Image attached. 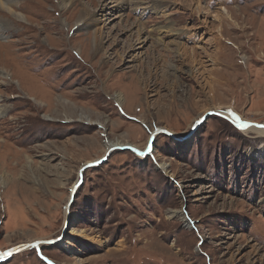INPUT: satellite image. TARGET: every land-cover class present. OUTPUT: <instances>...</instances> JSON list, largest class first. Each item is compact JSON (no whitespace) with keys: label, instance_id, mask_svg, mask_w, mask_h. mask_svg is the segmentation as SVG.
<instances>
[{"label":"rangeland","instance_id":"1","mask_svg":"<svg viewBox=\"0 0 264 264\" xmlns=\"http://www.w3.org/2000/svg\"><path fill=\"white\" fill-rule=\"evenodd\" d=\"M73 3L0 11V264H264V0Z\"/></svg>","mask_w":264,"mask_h":264},{"label":"bare ground","instance_id":"2","mask_svg":"<svg viewBox=\"0 0 264 264\" xmlns=\"http://www.w3.org/2000/svg\"><path fill=\"white\" fill-rule=\"evenodd\" d=\"M23 1H25V0H23ZM59 1V4L63 7V8H65L66 9V7L67 6H69V5H71V4H74L73 2H74V0H58ZM154 1V0H153ZM137 3L138 2V5L139 4H143V2H144V0H133V3ZM155 2H156V0H155ZM21 4L22 3V0H0V11L1 12H3L5 15L7 14V16H13V17H15V19H17V20H22L23 18H25L24 17V15H22L20 12H18L14 7L16 6V5H18V4ZM130 3V2H129ZM153 5H157V4H155V3H153ZM120 9V8H119ZM112 13V12H111ZM115 13V12H114ZM80 26H82V25H88L89 23L85 20H83V21H81V23H78ZM7 23H6V21H4V20H2V19H0V30H3V29H6V30H8V29H10V27L8 26L7 27ZM7 27V28H6ZM156 30L157 31H159L160 33L161 32H163L164 31V28H159V27H157V28H155V32H156ZM140 32H139V35H140V37H139V41H138V43H140V44H142V43H146V41H148L149 39H148V37L147 36H144L143 35V29L141 28L140 30H139ZM142 31V32H141ZM144 32H146V31H144ZM1 35V34H0ZM98 42V41H97ZM99 43H101V42H99ZM132 48L134 49L135 48V44L132 46ZM99 49V45L98 44H96V50H98ZM13 73V72H12ZM5 74V73H4ZM7 75H8V73H7ZM10 76V75H9ZM1 83V82H0ZM116 99L121 103L122 102V99H123V97H122V95L121 94H116ZM1 101V100H0ZM1 108V107H0ZM5 112V111H4ZM222 114H224V116L226 117L227 116V118L228 119H230L231 121H233V122H235V123H238V124H241L242 126L240 127V129L244 132V133H248V132H256V133H258V134H260V136H264V125H262V126H260V125H257V124H249V125H246V126H244L243 124L246 122V121H244L243 119H242V117L240 116V115H238L237 113H234V112H223ZM82 117V116H81ZM67 118V117H66ZM71 119V118H70ZM101 123V122H100ZM102 124V123H101ZM254 125V126H253ZM155 131V130H154ZM154 131H152V133L154 132ZM151 133V134H152ZM119 145H124L123 143H121L119 140H116V141H110V142H108L107 143V150H109V149H111V148H113V147H116V146H119ZM260 150V151H259ZM259 150H257L256 152L255 151H253V150H251L250 151V154L251 153H253L254 154V156L256 155L255 153H257L258 152V156H261L262 154H264V149L263 148H261V149H259ZM141 157H145V155L144 154H141L140 155ZM84 166V165H83ZM163 167L166 169V166L165 165H163ZM174 213L176 214V215H181V214H183L184 212H183V210H175L174 211ZM183 216H185V214L183 215ZM186 219H187V217H186ZM16 253H18V252H16ZM8 254H10L9 252L5 255V256H3V258H6V256L8 255ZM0 259H2V258H0Z\"/></svg>","mask_w":264,"mask_h":264},{"label":"water","instance_id":"3","mask_svg":"<svg viewBox=\"0 0 264 264\" xmlns=\"http://www.w3.org/2000/svg\"><path fill=\"white\" fill-rule=\"evenodd\" d=\"M213 113H219V114H221V115L224 116V114H222V113H220V112H217V111H211V112H209L208 114H213ZM226 118H227V116H226ZM229 120H230V119H229ZM200 121H201V120H200ZM200 121H199V122H200ZM230 121H231V120H230ZM232 122H233V121H232ZM233 123H234L237 127H239V128L242 126L241 124H238V123H235V122H233ZM249 124H257V125H260V126L264 125V123L248 122V121L245 122L243 125L246 126V125H249ZM163 132L168 133V134H170V135L174 134L173 132H170V131H168L167 129L159 128V129H157L156 131H154V133H152V134L150 135L149 144H148V147H147L146 149L142 150V149H140V148H138V147H136V146H134V145H127V147H126V145H119V146H116V147H113V148L107 150L105 156L108 157V156L111 154V152L114 151L116 148H125V147H126V148H129V149H132V150L135 151L137 154H140V155H141V154H145V155H146V153H148V152L151 150L152 144L154 143V140H155L156 136H157L158 134H160V133H163ZM103 160H104L103 158H102V159H98V160H96V161L89 162V163H87V164H85L84 166L81 167V169H80V177H81V180L78 181L77 184H76V186L72 189V194H73V195H72L70 201L68 202V204H67V206H66L67 210H69V208H70V205H71V203H72V201H73V198H74L75 191H76V189L78 188L79 184L81 183V181H82V179H83V173H84V171L86 170V168L91 167V166H94V165H97V164L101 163ZM187 218L189 219L190 223H193V221L189 218L188 215H187ZM57 240H58V239L36 240V241H34V242H30V243H28V244H22V245H19V246L15 247L14 249H12L11 252H10V254H9L8 256H6V258L12 256V255L15 254L16 252L23 251V250L28 249V248H30V247H34V246L40 245V244H42V243H54V242H56ZM6 258H2V259H0V261L4 260V259H6Z\"/></svg>","mask_w":264,"mask_h":264},{"label":"snow or ice","instance_id":"4","mask_svg":"<svg viewBox=\"0 0 264 264\" xmlns=\"http://www.w3.org/2000/svg\"><path fill=\"white\" fill-rule=\"evenodd\" d=\"M197 123H199V121H197Z\"/></svg>","mask_w":264,"mask_h":264}]
</instances>
